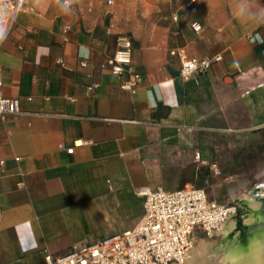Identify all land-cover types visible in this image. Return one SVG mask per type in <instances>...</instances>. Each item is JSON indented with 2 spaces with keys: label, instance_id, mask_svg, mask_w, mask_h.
Masks as SVG:
<instances>
[{
  "label": "crops",
  "instance_id": "obj_1",
  "mask_svg": "<svg viewBox=\"0 0 264 264\" xmlns=\"http://www.w3.org/2000/svg\"><path fill=\"white\" fill-rule=\"evenodd\" d=\"M181 1L162 19L106 0L19 12L0 47V94L18 100L0 120V264H45L133 227L141 187L230 201L226 181L264 161V0ZM119 34L134 93L101 67ZM216 54L180 76L182 60Z\"/></svg>",
  "mask_w": 264,
  "mask_h": 264
},
{
  "label": "built area",
  "instance_id": "obj_2",
  "mask_svg": "<svg viewBox=\"0 0 264 264\" xmlns=\"http://www.w3.org/2000/svg\"><path fill=\"white\" fill-rule=\"evenodd\" d=\"M29 0H0V47L12 31L17 15ZM196 0H186L191 5ZM111 4L112 0H106ZM117 51L101 64L114 75L128 73L120 87L134 93L140 75L128 63L131 41L124 34L117 35ZM221 55L189 58L181 61L179 74L186 78L192 73L207 71ZM81 65H85L81 62ZM236 72H240L235 63ZM93 85L88 86L91 89ZM18 112V100L0 94V120ZM72 148L67 149L71 153ZM2 163V161H0ZM144 210L139 221L121 232L96 241L72 247L62 254L45 253V264H178L182 263L196 238L216 235L237 211L233 200L218 202L203 188L185 186L169 191L162 188L141 187ZM2 210L0 208V216Z\"/></svg>",
  "mask_w": 264,
  "mask_h": 264
},
{
  "label": "rangeland",
  "instance_id": "obj_3",
  "mask_svg": "<svg viewBox=\"0 0 264 264\" xmlns=\"http://www.w3.org/2000/svg\"><path fill=\"white\" fill-rule=\"evenodd\" d=\"M181 3V0H113L111 5H116L121 8L132 7V9L138 12H146L150 19H162L163 16H169L171 10ZM226 183L227 187L225 189H228V192H226L225 189H222L225 190V195H221V198L224 197V199H233V203H235L237 207H240L242 211L240 213H237L236 211V213L228 219L216 235H213L210 238L203 235L196 238L194 245L189 251L193 255L194 264L202 263L203 251L207 250L208 252H218L222 248L223 244L230 242V236L223 233V229L227 224L233 222L236 231L239 233L238 239L240 243L245 246L249 244V242H252L251 239H253V236L255 240V234L264 228V226L259 225L260 219L257 220L250 215L252 209L260 210L261 208H253L250 203L251 201L242 195L243 192H251L252 190V193L255 190L264 191V189H262V187H264V161H260V165L255 167L253 170L236 173V175L233 176V179L229 178ZM249 217L252 218L250 222L244 221ZM262 221H264V218H262ZM250 226L252 229L248 232L249 234L245 233V235H243L241 227L244 228Z\"/></svg>",
  "mask_w": 264,
  "mask_h": 264
},
{
  "label": "bare ground",
  "instance_id": "obj_4",
  "mask_svg": "<svg viewBox=\"0 0 264 264\" xmlns=\"http://www.w3.org/2000/svg\"><path fill=\"white\" fill-rule=\"evenodd\" d=\"M262 189H264V187H262ZM252 191L241 193L245 196V198L251 201L250 203L253 208L259 209L261 207V203L257 197L261 196L264 191L259 190L256 196L253 195ZM251 220L252 218L249 217L244 221L250 222ZM223 233L230 236V242L223 244L222 248L218 252H208L207 250L203 251L201 264H264V228L255 234L254 247L251 249H245L240 243L238 239L239 233L236 231L233 222L225 226ZM178 264H194L192 253L189 252L185 260Z\"/></svg>",
  "mask_w": 264,
  "mask_h": 264
},
{
  "label": "flooded vegetation",
  "instance_id": "obj_5",
  "mask_svg": "<svg viewBox=\"0 0 264 264\" xmlns=\"http://www.w3.org/2000/svg\"><path fill=\"white\" fill-rule=\"evenodd\" d=\"M257 192H258V190H255L254 192H253V195L254 196H256L257 195ZM259 200H260V203H261V209H264V194H262L261 196H258L257 197ZM238 209H240V207H237ZM261 209L260 210H256V209H252L251 210V213H250V215L251 216H253L255 219L257 218V220H262V218H264V213H262V211H261ZM242 211V209H240V212ZM239 212V213H240ZM257 214V215H256ZM257 216V217H256ZM240 221V220H239ZM241 229H242V231H243V235H245V233H248L249 231H251V229H252V227L250 226V227H241ZM244 229V230H243ZM249 234V233H248ZM242 235V236H243Z\"/></svg>",
  "mask_w": 264,
  "mask_h": 264
},
{
  "label": "water",
  "instance_id": "obj_6",
  "mask_svg": "<svg viewBox=\"0 0 264 264\" xmlns=\"http://www.w3.org/2000/svg\"><path fill=\"white\" fill-rule=\"evenodd\" d=\"M261 211H262V213H264V209H261ZM259 225H260V226H264V221L260 220V221H259ZM253 240H254V236H253V239H251L252 242H249V244H247L246 246L243 245V247H244L245 249H247V248H250V249L253 248V247H254V242H253Z\"/></svg>",
  "mask_w": 264,
  "mask_h": 264
},
{
  "label": "trees",
  "instance_id": "obj_7",
  "mask_svg": "<svg viewBox=\"0 0 264 264\" xmlns=\"http://www.w3.org/2000/svg\"><path fill=\"white\" fill-rule=\"evenodd\" d=\"M239 212H240V209L237 208V213H239Z\"/></svg>",
  "mask_w": 264,
  "mask_h": 264
}]
</instances>
